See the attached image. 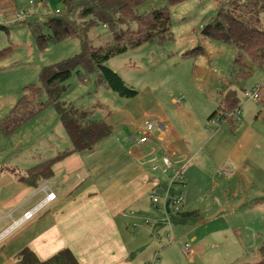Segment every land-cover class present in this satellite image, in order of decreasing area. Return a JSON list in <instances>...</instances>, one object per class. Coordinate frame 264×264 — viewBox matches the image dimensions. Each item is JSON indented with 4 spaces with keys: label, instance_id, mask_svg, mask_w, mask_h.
Wrapping results in <instances>:
<instances>
[{
    "label": "crops",
    "instance_id": "crops-1",
    "mask_svg": "<svg viewBox=\"0 0 264 264\" xmlns=\"http://www.w3.org/2000/svg\"><path fill=\"white\" fill-rule=\"evenodd\" d=\"M6 2V10L15 13L13 1ZM224 86L220 78L216 99ZM258 92L257 99L243 94L232 123L207 122L215 108L195 107L186 97L169 109L159 99L141 110L120 99L112 107L98 102L100 111L94 115L90 109L92 116L110 124V133L89 149L55 160L49 177L35 185L21 180L28 168L70 148L67 134L33 161L0 163V264H13L25 246L39 259L67 247L78 264H148L160 255L159 264L172 245L182 252L185 242L194 254L188 259L182 253L193 263L210 233L233 225L239 234V224L255 220L254 211L263 219L264 89ZM173 97L169 93L170 103ZM154 116L166 121L167 133L140 143L143 121ZM220 167L228 172L217 174ZM172 169L181 175L170 184ZM157 186L161 196L166 187L170 196L182 195L178 213L169 200L164 207L161 201L153 204ZM48 191L54 198L44 200ZM40 203L29 219L19 221ZM244 209L253 214L244 219Z\"/></svg>",
    "mask_w": 264,
    "mask_h": 264
},
{
    "label": "rangeland",
    "instance_id": "rangeland-1",
    "mask_svg": "<svg viewBox=\"0 0 264 264\" xmlns=\"http://www.w3.org/2000/svg\"><path fill=\"white\" fill-rule=\"evenodd\" d=\"M12 1L16 6L15 13L22 10L26 16L21 20H14L15 13L6 10V0H0V120L23 94L24 86L40 83L39 72L43 66L70 57L81 48L79 39L73 36L51 42L40 50L30 31V23L42 24L45 17L56 14V8L62 11V0H39L38 6L37 0ZM219 4L216 0H182L176 3L170 0L142 1L136 8L139 14L166 6L170 13V34L163 39L148 40L128 48L106 61L107 66L117 71L137 93L120 98L109 87L97 83L95 72L81 79L73 71L60 93V100L79 108L91 109L94 115L100 111L96 103L112 107L114 99H120L121 105L128 103V108L141 110L156 106L158 99L161 100L158 105L162 104L169 109L186 97L195 107H206L212 111L220 104L215 95L221 78L228 87L236 91L239 104H243V87L248 89L257 85L260 90L264 89V71L254 67L245 78L233 76L230 66L235 46L200 34L201 24L209 19ZM257 25L264 29V12H260ZM43 30L46 31L45 28ZM88 35L94 45L103 44L110 39V34L101 25L92 28ZM169 93L174 94L173 100L178 99L179 102L170 103ZM110 96H114L113 99ZM40 100H46L44 91ZM211 121L217 120L215 117L207 120ZM62 133L66 136L55 109L52 105H47L7 134L0 128V163L33 161L59 143ZM251 213L253 214L252 209H244L241 215L245 219ZM260 214L261 212L257 214L254 211L255 220L239 224V234L233 232V225L223 226L220 232L210 233L205 238L204 250L197 254L193 263H189L179 245L174 244L159 264L254 263L259 259L258 246L264 244V218ZM184 241L182 239L180 244ZM156 257L149 259L148 264H157L160 255Z\"/></svg>",
    "mask_w": 264,
    "mask_h": 264
},
{
    "label": "trees",
    "instance_id": "trees-1",
    "mask_svg": "<svg viewBox=\"0 0 264 264\" xmlns=\"http://www.w3.org/2000/svg\"><path fill=\"white\" fill-rule=\"evenodd\" d=\"M144 0H62L63 10L48 15L42 24H29L37 47L45 49L49 43L76 36L80 41V51L53 64L45 65L39 72V84L23 87V94L8 113L0 120V128L7 134L36 112L52 105L71 142V147L63 149L53 157L28 168L23 182L35 185L49 177L52 163L73 151L91 148L111 131V125L103 119H96L87 108H79L60 100L61 91L73 71L79 78L95 72L97 83L113 90L120 97H131L137 91L128 86L117 71L107 66L112 55L133 48L152 39H163L170 34V13L166 6L137 13V6ZM172 3L182 0H170ZM220 4L201 24L203 37L216 38L235 46V54L230 72L237 78L249 76L254 67L264 71V29L257 23L260 12H264V0H216ZM132 24L133 27H132ZM104 26L110 39L94 45L89 39V31L96 26ZM45 28L46 31L43 30ZM242 90H244L242 88ZM42 91L46 100L41 101ZM220 104L210 113L221 122L236 120V114H229L239 106V98L233 88L224 86L218 95ZM259 259L254 263L264 264V244L258 247ZM13 264H78L71 250L63 247L46 259H39L27 246L15 255Z\"/></svg>",
    "mask_w": 264,
    "mask_h": 264
},
{
    "label": "built area",
    "instance_id": "built-area-1",
    "mask_svg": "<svg viewBox=\"0 0 264 264\" xmlns=\"http://www.w3.org/2000/svg\"><path fill=\"white\" fill-rule=\"evenodd\" d=\"M60 12H61L60 9L58 8L55 9V13H60ZM25 16L26 14L22 10H20L19 12L15 13L14 20H21ZM258 91H259V87L255 85L251 88L244 89L243 94L246 98L257 99L259 97ZM174 102L178 103L179 101L178 99H175ZM237 112H238V108H235L233 111L229 112V114H234V113L236 114ZM167 130H168V125L162 117L154 116V117L147 118L142 123V135L139 137L138 141L140 143L145 142L148 140L149 136L151 135L163 136L167 133ZM216 172L217 174H220L223 172L227 173L228 171L226 168L220 167L216 170ZM180 175H181L180 170L172 169L169 174L170 184L176 181L177 179H179ZM160 190L161 188L157 186L151 193L150 197H151V201L153 202V204H157L159 203V201H161V205L164 207L165 202L169 200L173 206V211L178 213L180 211L179 205L181 204L183 200L182 195L179 193L175 196H172V195L170 196L169 187H166L162 189L163 195L161 196ZM53 198H54V193L52 191H48L45 193L44 200H51ZM41 205L42 203H40L33 209L25 211L22 214L19 221L29 219ZM182 252L188 259H191L192 255L194 254V250L189 242H185L182 245Z\"/></svg>",
    "mask_w": 264,
    "mask_h": 264
}]
</instances>
